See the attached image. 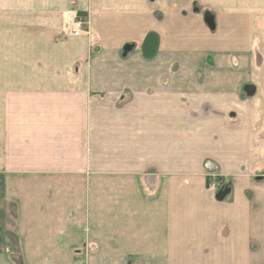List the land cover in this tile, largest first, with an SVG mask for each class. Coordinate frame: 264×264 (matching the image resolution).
I'll list each match as a JSON object with an SVG mask.
<instances>
[{
  "label": "crops",
  "instance_id": "crops-1",
  "mask_svg": "<svg viewBox=\"0 0 264 264\" xmlns=\"http://www.w3.org/2000/svg\"><path fill=\"white\" fill-rule=\"evenodd\" d=\"M0 264H264V0H0Z\"/></svg>",
  "mask_w": 264,
  "mask_h": 264
},
{
  "label": "built area",
  "instance_id": "built-area-1",
  "mask_svg": "<svg viewBox=\"0 0 264 264\" xmlns=\"http://www.w3.org/2000/svg\"><path fill=\"white\" fill-rule=\"evenodd\" d=\"M89 21L80 14L68 13L64 20L65 32L70 36H81L88 34ZM218 176H211L210 189L215 190L218 187Z\"/></svg>",
  "mask_w": 264,
  "mask_h": 264
},
{
  "label": "water",
  "instance_id": "water-1",
  "mask_svg": "<svg viewBox=\"0 0 264 264\" xmlns=\"http://www.w3.org/2000/svg\"><path fill=\"white\" fill-rule=\"evenodd\" d=\"M158 47V38L156 37L155 34H150L144 44V54L147 57H151L154 55L155 51L157 50Z\"/></svg>",
  "mask_w": 264,
  "mask_h": 264
},
{
  "label": "rangeland",
  "instance_id": "rangeland-1",
  "mask_svg": "<svg viewBox=\"0 0 264 264\" xmlns=\"http://www.w3.org/2000/svg\"><path fill=\"white\" fill-rule=\"evenodd\" d=\"M214 176V175H213ZM212 176V177H213ZM218 176V186L222 185L224 183V177L221 175H217ZM19 260L21 261V257H19Z\"/></svg>",
  "mask_w": 264,
  "mask_h": 264
}]
</instances>
